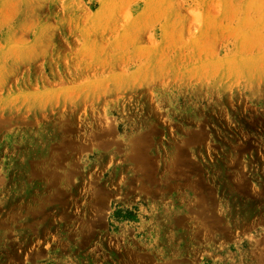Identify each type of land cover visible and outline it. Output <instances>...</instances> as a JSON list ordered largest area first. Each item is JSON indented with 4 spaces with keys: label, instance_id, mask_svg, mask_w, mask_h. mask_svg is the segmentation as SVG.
Instances as JSON below:
<instances>
[{
    "label": "rangeland",
    "instance_id": "374dc122",
    "mask_svg": "<svg viewBox=\"0 0 264 264\" xmlns=\"http://www.w3.org/2000/svg\"><path fill=\"white\" fill-rule=\"evenodd\" d=\"M0 264H264V0H0Z\"/></svg>",
    "mask_w": 264,
    "mask_h": 264
}]
</instances>
